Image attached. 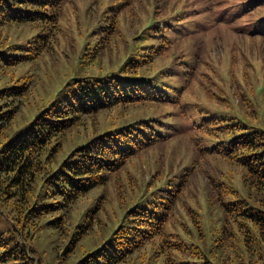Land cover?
Here are the masks:
<instances>
[{"label": "trees", "instance_id": "16d2710c", "mask_svg": "<svg viewBox=\"0 0 264 264\" xmlns=\"http://www.w3.org/2000/svg\"><path fill=\"white\" fill-rule=\"evenodd\" d=\"M76 1L0 0V264H264V54L183 60L264 0Z\"/></svg>", "mask_w": 264, "mask_h": 264}, {"label": "rangeland", "instance_id": "374dc122", "mask_svg": "<svg viewBox=\"0 0 264 264\" xmlns=\"http://www.w3.org/2000/svg\"><path fill=\"white\" fill-rule=\"evenodd\" d=\"M211 1L213 3H215L216 5H219L222 3V5L225 7V10H226V9H230L231 6H234V1H236V0H211ZM172 2H173V0H169V4H171ZM150 3H152V2H150ZM182 3H186V4L190 5L189 8L192 9L194 6H198L200 4V1L199 0H181V2H179V4L176 6V8L179 9V7L182 5ZM85 4H86V0H84L83 2H80V0L76 1V5L79 8V10ZM136 5H137V7L140 8V12H138V14H134V13H132V11L126 9L124 12H122L119 19H123L125 16H128L129 18H131L132 16H135V15L144 17L145 16V14H144L145 0H139L136 3ZM151 6H152V4L149 5L148 12L151 11V9H152ZM216 8H220V7L214 6L213 9L215 10ZM234 8H237V7L235 6ZM170 10L171 9H168V11H170ZM170 12H172V11H170ZM125 31L126 30H124V32ZM211 34L215 37L214 39H211ZM198 37L199 38H195L196 39V46H197L196 51L188 52L187 56L183 57V60L191 62L190 53L191 52H198L199 53L201 51L203 45H205V50L202 51V55L204 58V64L206 66L205 70L208 73V75L210 76V78L213 75L214 80H212V78H211V81L217 87H219L221 90H223L226 94H229L233 91L232 87H234V84H235L233 81V73L231 72V69H232L231 56L233 55L234 48H237V49L239 47H240V49L245 48V50L247 51L241 55V60L245 59L246 61H251L254 58L257 61V57H259L261 59V55L264 54V46H262L261 44H260V48H258V50H257L256 44L250 42L248 39H244V38L240 39L238 36H235L232 33L227 32L226 30H224L222 28H219L216 31H214V29H213L209 33L202 34ZM181 41L182 40L176 41V44L179 45L181 43ZM62 42H64V40H62ZM247 43L249 45H247ZM251 43H252V45H250ZM251 46L255 49V52L253 55H249V53H248ZM49 47L50 46H48V48ZM239 56H240V54H239ZM215 70L217 71V73L219 75L217 73L214 75ZM57 82L58 81L55 82V86H56ZM55 86H53L52 89L46 93L52 92V90L54 89ZM194 91H196V90H194ZM232 100L235 101L234 98H232ZM147 114H151V112L149 110H147L146 114L138 115V116H145ZM259 114L261 116L260 110H259ZM202 164L204 165V163H202ZM139 167H140V169L144 168V165L140 161H139ZM136 175H140L142 177L141 173L140 174L137 173ZM143 177L146 178V175H143ZM93 241H94V238L90 237L89 240L84 243V245L90 246V245H92Z\"/></svg>", "mask_w": 264, "mask_h": 264}]
</instances>
